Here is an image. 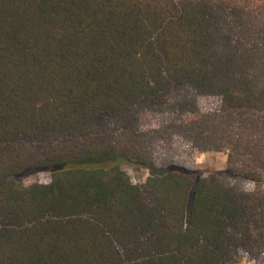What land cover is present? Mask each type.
I'll return each instance as SVG.
<instances>
[{
    "label": "trees",
    "instance_id": "16d2710c",
    "mask_svg": "<svg viewBox=\"0 0 264 264\" xmlns=\"http://www.w3.org/2000/svg\"><path fill=\"white\" fill-rule=\"evenodd\" d=\"M262 255L264 0H0V264Z\"/></svg>",
    "mask_w": 264,
    "mask_h": 264
},
{
    "label": "rangeland",
    "instance_id": "374dc122",
    "mask_svg": "<svg viewBox=\"0 0 264 264\" xmlns=\"http://www.w3.org/2000/svg\"><path fill=\"white\" fill-rule=\"evenodd\" d=\"M174 143L175 163L183 169L206 175L216 170L225 169L227 166V153L223 151L198 152L188 140L179 136L174 138ZM122 167L135 182L145 180L153 172L151 168L135 166L127 162L123 163ZM51 172L50 169L30 170L17 176V179L30 182L34 178H39L40 181L48 182L51 178ZM248 185L252 187L253 184L249 182ZM241 264H264V255L260 256L256 261L243 257Z\"/></svg>",
    "mask_w": 264,
    "mask_h": 264
}]
</instances>
